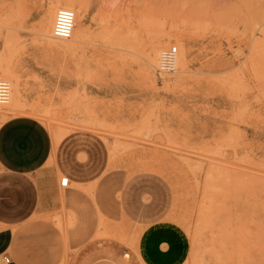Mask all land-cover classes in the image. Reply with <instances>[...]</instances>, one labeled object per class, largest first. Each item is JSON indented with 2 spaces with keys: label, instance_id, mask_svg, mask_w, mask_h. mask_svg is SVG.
<instances>
[{
  "label": "rangeland",
  "instance_id": "rangeland-1",
  "mask_svg": "<svg viewBox=\"0 0 264 264\" xmlns=\"http://www.w3.org/2000/svg\"><path fill=\"white\" fill-rule=\"evenodd\" d=\"M73 2L89 29L57 39L50 11ZM159 42L186 71L157 74ZM0 65L22 90L0 116L43 121L71 177L34 214L53 264H147L153 224L179 264H264V0H0Z\"/></svg>",
  "mask_w": 264,
  "mask_h": 264
},
{
  "label": "crops",
  "instance_id": "crops-1",
  "mask_svg": "<svg viewBox=\"0 0 264 264\" xmlns=\"http://www.w3.org/2000/svg\"><path fill=\"white\" fill-rule=\"evenodd\" d=\"M52 148L40 119L19 113L0 120V253L12 249L10 264H53L61 256L62 245L51 247L41 229L49 224L34 217L59 205L51 191H58V176L47 163ZM164 226L153 224L140 237L147 264H179L183 258V250L171 248L177 234Z\"/></svg>",
  "mask_w": 264,
  "mask_h": 264
},
{
  "label": "built area",
  "instance_id": "built-area-1",
  "mask_svg": "<svg viewBox=\"0 0 264 264\" xmlns=\"http://www.w3.org/2000/svg\"><path fill=\"white\" fill-rule=\"evenodd\" d=\"M74 9L65 5H59L55 11L54 22L52 26V36L59 39L69 38L72 34L74 26ZM178 51L176 44H171L164 47L159 54V61L156 66V71L159 76L163 73H170L175 69V56ZM10 85L9 81L0 76V107L3 106L9 96ZM69 182L68 175H61L59 184L66 186ZM12 257L9 252L3 251L0 253V264H10Z\"/></svg>",
  "mask_w": 264,
  "mask_h": 264
},
{
  "label": "bare ground",
  "instance_id": "bare-ground-1",
  "mask_svg": "<svg viewBox=\"0 0 264 264\" xmlns=\"http://www.w3.org/2000/svg\"><path fill=\"white\" fill-rule=\"evenodd\" d=\"M70 2V1H69ZM77 3V2H76ZM76 3H68V4H65V6H68V7H71L72 9H74V12H75V17H74V26H73V30H72V34L69 38H65V39H61V40H72V42L74 41H77L78 38L80 37H83L85 35V33L87 32V30L89 29L88 28V25L85 24L86 23V20L88 18V12L83 10L81 7L80 8H77L75 7L73 4L76 5ZM55 11H56V7L55 8H52V10L50 11V17L49 19L46 21V26L47 28H45L44 30H51L52 31V26H53V22H54V17H55ZM101 21V20H100ZM103 21V19H102ZM106 22V21H104ZM105 23H103L104 25ZM102 26V24H101ZM105 26V25H104ZM106 27L108 28L107 26V23H106ZM104 28V27H103ZM105 29V28H104ZM103 29V30H104ZM110 29V28H109ZM108 29V30H109ZM107 30V29H105ZM98 32V31H97ZM104 33V32H103ZM109 33V32H108ZM52 34V33H51ZM99 34V33H98ZM105 34V33H104ZM107 34V33H106ZM87 36V35H86ZM103 36V35H102ZM106 36V35H105ZM108 37V36H107ZM113 38V37H112ZM59 39V38H57ZM139 39V38H138ZM156 39V38H155ZM138 41V40H137ZM70 42V41H69ZM169 42V40L167 41ZM59 44V43H58ZM112 44V43H111ZM156 44V43H155ZM154 45V44H152ZM162 43L159 42V44H157V46L155 47V52L154 54H146V60L148 61V64L150 65H155L156 67V63H158V52L160 50V47H161ZM235 50V49H234ZM252 50V49H251ZM161 51V50H160ZM178 53V51H177ZM176 53V56H175V69L174 71H172L171 73H176V72H183V71H186L187 70V67H188V64L190 62L189 60V56H188V53H187V50L185 51H181L179 54ZM253 56V55H252ZM251 56V57H252ZM149 70V69H148ZM5 72V73H9V69L7 67H3L2 65H0V72ZM170 73V74H171ZM8 76V75H7ZM12 77V76H11ZM9 85H10V90H9V96H8V100L7 102L4 104L6 106V104H10V108L12 110H17L18 111V107H19V104L21 103L22 101V97H21V87H20V82H18V86L16 88V90H12L11 88V83L9 81ZM12 95V96H11ZM11 110V111H12ZM6 116H0V120L4 119ZM58 139V137H57Z\"/></svg>",
  "mask_w": 264,
  "mask_h": 264
}]
</instances>
